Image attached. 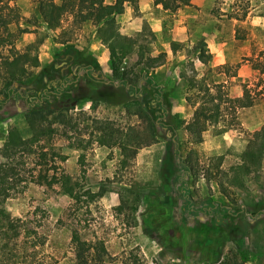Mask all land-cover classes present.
I'll return each instance as SVG.
<instances>
[{"label": "rangeland", "instance_id": "obj_1", "mask_svg": "<svg viewBox=\"0 0 264 264\" xmlns=\"http://www.w3.org/2000/svg\"><path fill=\"white\" fill-rule=\"evenodd\" d=\"M139 2L137 9L128 3L135 15H140ZM11 4L20 8L24 17L20 26L26 30L13 44L18 49L37 46L33 54L41 64L34 70L38 80L59 76L63 66L59 57L66 48L57 38L62 29L74 30L72 42L77 49L66 72L78 63L83 70L67 91L51 97L46 108L62 103L82 130L86 124L92 125L93 119L126 132L131 127L146 128L147 121L137 115L136 106L128 105L138 98H124L120 87L114 92L107 86L111 81L109 50L95 39L93 27L76 29L70 26L73 19L67 14L63 28L51 31L32 0H11ZM174 14L162 7L158 12L156 7L152 9L150 16L158 20L159 30L148 19L142 20L137 31L127 30L116 17L122 35L136 38L146 48L145 58L163 55L165 60L162 68L151 71L154 83L162 89L160 98L168 113L163 119L168 128H160L158 142L140 149L123 167L117 147L99 146L85 132L82 138L86 148L76 150L70 147L77 142L75 132L69 133L72 139L56 133L48 145L47 164L36 166L35 154L24 153L17 159V172L26 181L7 202V209L12 216L27 221L31 234L22 239V246L27 255L35 248L39 251L36 262L43 253L50 257L48 260L72 264L76 249L69 226L82 219L89 238L105 240L113 258L111 264H264V169L245 179L243 188H230V197L223 195L201 169L214 166L215 171H226L240 161L248 137L264 124V102L240 109L235 128L218 134L220 127H212L201 144H188L186 155L190 152L192 161L199 162L194 174L180 167L175 154V143L188 138L184 122L188 123L194 112L185 100L188 92L182 72L186 76L197 74L209 84L222 83L224 93L232 98L242 96L246 85L254 86L262 78L264 0H204ZM185 14L195 20L186 22V32L173 27ZM138 53L137 49L125 59V69L136 64ZM87 67L93 69L86 71ZM98 79L103 82L95 81ZM140 86L144 94L151 95L144 78ZM27 113L28 104L21 100H10L0 110V147L9 137L29 135ZM225 113L227 123L231 117ZM53 151L66 159L53 155ZM221 156L222 160H216ZM54 166L76 178L84 190L104 196L88 207L85 203L78 218L70 215L73 200L59 185L32 181V174L39 170H45L49 177L55 174ZM137 203L139 209L133 213ZM43 240L45 245H40Z\"/></svg>", "mask_w": 264, "mask_h": 264}, {"label": "trees", "instance_id": "obj_2", "mask_svg": "<svg viewBox=\"0 0 264 264\" xmlns=\"http://www.w3.org/2000/svg\"><path fill=\"white\" fill-rule=\"evenodd\" d=\"M67 1V5H62L56 0H32L43 24L51 31L63 28V21L67 14L73 19L70 26L76 29L94 28L95 39L109 50L111 81L107 86L114 92L120 87L124 98H128L129 95L134 99L138 98V101L132 100L128 105L136 106L137 115L147 121V126L143 130L131 127L128 129L129 132H126L114 128L110 123L93 119L92 125L86 124L82 130L80 123L74 121L73 115L68 112V108H64L62 103L46 108L45 104L51 101V97L57 95L56 88L60 87L59 80H38L35 77L34 70L41 65L39 57L33 54L37 46L28 45L25 49H18L13 44L16 38L26 32L20 26V21L24 19L20 8L11 4V0H0V110L10 100H21L28 104L25 120L29 132L27 137L18 134L7 138L0 147V264H59L58 259L48 260L50 257L43 253L39 262H36L39 253L36 248L27 255L25 246H22V239L31 234L27 221L12 216L7 209V202L19 193L18 186L26 181L17 172L19 165L17 159L21 155L24 153L37 155L38 162L35 165L43 166L47 164L48 145L51 144V139L56 133L72 139L69 133L75 132L78 136L77 142L70 147L84 150L86 145L82 135L86 132L99 146L117 147L120 151V163L125 167L130 164V159L134 158L140 149L159 141L160 128H168L163 123L168 113L164 101L160 98L162 89L154 83L153 76L150 74L152 70L165 63L163 55L145 58L146 48L139 44L136 38L123 36L116 19L118 15L125 12L127 3H131L137 9L139 0ZM153 3L173 14L192 5L191 0H153ZM65 30L62 29L57 38L66 48L59 58L64 56L75 59L73 54L77 45L72 42L74 30ZM137 49L139 50L138 61L132 68L125 69L123 67L125 59ZM62 61L61 59L60 62ZM79 61H81L80 58ZM204 61L207 60L204 59ZM77 65L80 66L82 63ZM181 75L188 92L185 100L194 108V112L189 122H184V135L188 138L185 140L184 137V140L175 143V154L180 167L194 174L199 167V162L192 161L190 152L186 155L188 144H201L204 141V134L212 127H220L217 130L218 134L235 128L240 109L264 102V68L259 82L254 86L246 85L242 96L235 98L224 93L222 83L209 84L204 78H198L197 74L186 76L185 72H182ZM75 77L77 78L76 74L64 81L72 82ZM142 78L147 84L145 87L151 90L150 96L142 92L143 86H140ZM95 81L103 82L100 79ZM115 83H118V87L114 86ZM108 92L109 90H106V93ZM101 94L102 98H105L106 94L100 91L99 95ZM226 111L231 117L227 123ZM60 127H63V130H60ZM91 127L93 130L88 132ZM53 155L61 157L62 160L66 159L59 152L53 151ZM217 159L222 160L223 156ZM54 168L57 172L50 177L45 170H39L36 175L32 174V181L49 186L59 185L73 200L70 215L78 218L85 203L88 207L90 203L104 196L102 192L84 190L76 178L65 171H59L60 166H54ZM213 168L215 167L209 166L201 169L205 171L209 181L213 180L216 183L223 195L230 197L232 187L243 188L246 185L245 179L264 169V124L248 137L240 154V161L236 165L226 171L218 168L215 171ZM223 180L227 184H224ZM138 209L139 203L136 204L133 213H136ZM82 221L81 219L72 222L69 226L71 244L76 249L72 264H111L113 258L105 240L99 237L89 238L87 227L82 224ZM40 245H45V240Z\"/></svg>", "mask_w": 264, "mask_h": 264}, {"label": "crops", "instance_id": "obj_3", "mask_svg": "<svg viewBox=\"0 0 264 264\" xmlns=\"http://www.w3.org/2000/svg\"><path fill=\"white\" fill-rule=\"evenodd\" d=\"M203 1L204 0H191V4H192L191 6H193V5L199 6V5H201L203 3ZM139 6H140V9H139L140 15L133 14V9L130 6H128V3L126 4L125 12L123 14H121V15H118V17L120 19L119 21L122 24H124V28H127V30L128 29H130V30L131 29H135L137 31L138 29L141 28L140 24H142V20L148 19V21L152 22L151 25H154L155 29H157V30L161 29L160 28L161 26H160L158 20H156L153 16L152 17L150 16V14H152V9L153 8L156 7L157 8V12H158V9L161 6H155L154 3H153V0H140ZM191 6L184 7V8H190ZM175 15H177V14H174V16ZM183 15H182V17L180 19H176V22H175L173 27L174 28L175 27L181 28V29H183L186 32V29L188 27V25H187L188 23H186V22L188 21V22L192 23L195 20L189 19L188 15H186V14H185V16H183ZM128 36H131V33L128 34ZM164 64L162 66H160V67H157V68H162L164 66ZM150 74L152 75L153 73L150 72Z\"/></svg>", "mask_w": 264, "mask_h": 264}, {"label": "flooded vegetation", "instance_id": "obj_4", "mask_svg": "<svg viewBox=\"0 0 264 264\" xmlns=\"http://www.w3.org/2000/svg\"><path fill=\"white\" fill-rule=\"evenodd\" d=\"M61 59L63 60L61 62L63 66H62V69L59 72V76L56 78L57 80H59V84H60V87L56 88L57 95L63 94L69 88V86H71V82H67V81L65 82L64 79L70 78V77L72 78V76L75 75V74H76V76L78 78L79 75H80L81 70H83L82 66L76 65V66H74L72 68V70L66 72L67 67H69L73 63L72 62L73 59H68L67 57H64V56ZM91 69H93V68L87 67L85 70L89 71ZM62 71H63V73H62ZM75 82L78 83V80L75 81Z\"/></svg>", "mask_w": 264, "mask_h": 264}]
</instances>
